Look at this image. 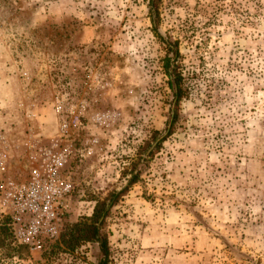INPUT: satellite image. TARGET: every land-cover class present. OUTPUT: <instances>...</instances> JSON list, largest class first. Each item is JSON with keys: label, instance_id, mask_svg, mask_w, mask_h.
I'll return each mask as SVG.
<instances>
[{"label": "rangeland", "instance_id": "1", "mask_svg": "<svg viewBox=\"0 0 264 264\" xmlns=\"http://www.w3.org/2000/svg\"><path fill=\"white\" fill-rule=\"evenodd\" d=\"M147 3L0 0V223L2 186L25 182L61 116L74 187L57 237L0 247V264H97L96 242L61 237L124 189L134 162L138 182L101 230L107 264H264V0H162L185 92L148 159L138 147L165 129L171 93ZM10 232L5 248L22 246Z\"/></svg>", "mask_w": 264, "mask_h": 264}, {"label": "built area", "instance_id": "2", "mask_svg": "<svg viewBox=\"0 0 264 264\" xmlns=\"http://www.w3.org/2000/svg\"><path fill=\"white\" fill-rule=\"evenodd\" d=\"M59 118V134L42 148H34L36 158L25 182H8L2 186V205L8 212V225L18 244L30 251L41 250L45 240L57 237L74 191L71 181L62 175L68 160L64 144L69 121ZM2 162L0 157V166Z\"/></svg>", "mask_w": 264, "mask_h": 264}, {"label": "trees", "instance_id": "3", "mask_svg": "<svg viewBox=\"0 0 264 264\" xmlns=\"http://www.w3.org/2000/svg\"><path fill=\"white\" fill-rule=\"evenodd\" d=\"M161 3L162 0H148V17L151 23V31L162 44L165 46V54L160 59L161 68L167 78V87L171 93V104L169 119L166 123L165 129L162 132L154 131L143 145L138 147L139 157L150 158L155 151L161 147L162 143L172 134L173 126L178 118V107L184 98V77L181 72L180 65V50L177 40L170 41L168 37H164L160 31L161 22ZM140 162V160H139ZM138 163H132V170L130 179L127 181L126 186L119 192H113L108 198L97 201L93 213L89 219L76 223L69 227L62 235L61 240L70 249H74L82 242H96L102 258L97 264H107L108 262V243L107 238L101 233L108 216L109 210L116 204L121 194L132 185L136 184L140 173L135 171ZM9 218L0 223V247L4 250V256H11V253L27 252V247L17 246L13 248H5L4 242L12 236L9 229ZM5 248V249H4Z\"/></svg>", "mask_w": 264, "mask_h": 264}]
</instances>
